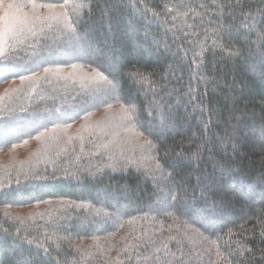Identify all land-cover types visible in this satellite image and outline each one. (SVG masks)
Listing matches in <instances>:
<instances>
[{
	"label": "trees",
	"instance_id": "obj_1",
	"mask_svg": "<svg viewBox=\"0 0 264 264\" xmlns=\"http://www.w3.org/2000/svg\"><path fill=\"white\" fill-rule=\"evenodd\" d=\"M262 34L264 0H0V155L17 160L2 171L0 264H264ZM76 65L130 112L106 144L78 128L111 98L52 80ZM135 133L139 150L110 149Z\"/></svg>",
	"mask_w": 264,
	"mask_h": 264
},
{
	"label": "rangeland",
	"instance_id": "obj_2",
	"mask_svg": "<svg viewBox=\"0 0 264 264\" xmlns=\"http://www.w3.org/2000/svg\"><path fill=\"white\" fill-rule=\"evenodd\" d=\"M13 1H24V0H13ZM59 11L61 10L58 8ZM49 13H52V10H48ZM30 13H31V9L29 10H25V14H22L23 16V20L25 19V16L26 17H29L30 16ZM44 16H46V13H44ZM62 31H64L65 33L63 34L64 37H66V34L68 32V29L66 28H63ZM250 32V31H248ZM84 39H86V35H81L79 38L78 37H71V39H58V43H62L65 45V42L67 44H70V43H75L77 42V40H81V41H84ZM0 41H1V37H0ZM147 41V39H146ZM151 40L148 39V41L146 42V45L149 46V42ZM53 44V47L56 46L55 43H52ZM38 51V50H37ZM63 51L62 50H55V51H50L48 52V58L47 59H53L55 58L56 56H62L63 55ZM77 53H81L84 55V49H82L81 47H78V49H73L69 52V55H74V54H77ZM27 56H30L31 59L34 58V55L28 53ZM31 65V61L30 59L29 60H24V61H21L18 65H17V69H20V68H24V67H28ZM51 77H52V80L54 82L55 85H58V83H62V84H70L71 86L68 87V88H65L64 91L65 93L66 92H70V91H76L78 89V86L79 88H89L91 89L90 91H87V92H84L85 96L87 98H91L92 101H100L101 99H104L105 96L107 97H110L111 98V101H112V105L108 104V106L110 105V107L106 108V107H103V108H98L97 109V112H94L92 114V117L89 121L83 123L82 125L79 126L78 128V131H81V130H85L86 133H89L90 131H96L98 133H106V136H107V139L106 140H102V142L104 144L108 143L109 141V134L114 131L115 129L112 127L113 124H114V120L119 117V118H122L123 116L125 117V119H128L126 120L125 122H129L131 123V118H130V112L128 110V108L124 107L122 104H113V103H118L119 100L116 98V96L118 95L119 93V87L117 85H115V83H110V84H107V85H104L105 84V79H101L100 76L98 75V72L95 71V70H92V69H89V68H86V67H83L81 65H76L72 68H66L65 66H59L57 68H55L54 70H51ZM99 84H102L100 88H95V87H92V86H95V85H99ZM55 89H58V88H55ZM80 92V91H79ZM91 103V101L89 100H86V102L84 103L85 105L86 104H89ZM67 104V99L65 101L62 102V105H66ZM177 105L179 103H176ZM47 105L49 107H47ZM75 107H65V110L64 111H73ZM105 108V109H104ZM55 108L53 107V105L48 102V104L46 103L45 104V107H43L40 111L41 113H48L51 115L52 118H60V117H63L64 115H60L58 114L59 112L56 110V114H58L57 116L55 115V112H54ZM127 110V111H125ZM130 118V119H129ZM32 123V121H30ZM108 122V123H107ZM121 124L124 123L123 120H120ZM107 123V124H106ZM106 124V125H105ZM105 125V126H104ZM131 126V125H130ZM131 130L133 131L132 127H131ZM115 142L112 144L113 140L110 142L111 145L109 146L110 149L115 152V153H118V148H120L122 145H130L129 149H132V147L138 149L137 147L138 146V142H139V139L137 137V134L135 133L133 139L130 141H126V142H119V140H114ZM140 142L142 143V140L140 139ZM136 143V144H135ZM144 146H149V144L145 143ZM144 147V148H145ZM140 148V147H139ZM139 150V149H138ZM24 154H22L23 156ZM21 156H19L20 158ZM41 157H43V160L41 159V162H42V165H46L48 162V160H46V155H41ZM38 160V159H37ZM37 160L35 162H37ZM16 157H14L13 155H7L6 154H2L0 155V184L3 185L5 184L6 180H7V177L5 176V172L4 174H2V171L5 170V167H4V163L5 164H8L9 165H13V164H16ZM19 161V160H18ZM7 166V167H8ZM109 169L112 168L110 166H108ZM151 178V177H150ZM0 185V186H1ZM109 186V187H108ZM108 188H112L110 185H106L105 187H103L102 189H99V191H107ZM107 194H114V195H122L123 193L122 192H116V190H113V191H110V193H107ZM106 194V195H107ZM159 192L157 191H154V193L152 194V196L154 197H157L159 198ZM138 196V194H137ZM128 197V195H127ZM129 200L132 199V197L129 195L128 197ZM153 206V205H152ZM24 210H27V211H31L33 208L30 207L28 209L26 208H23ZM1 239V238H0ZM13 239V238H12ZM3 241V239H1ZM12 245H14L15 247H17L18 245L17 244H14V243H11ZM191 262L189 261H185V264H196L198 263V260L196 258H189ZM155 263H158V262H155Z\"/></svg>",
	"mask_w": 264,
	"mask_h": 264
},
{
	"label": "snow or ice",
	"instance_id": "obj_3",
	"mask_svg": "<svg viewBox=\"0 0 264 264\" xmlns=\"http://www.w3.org/2000/svg\"><path fill=\"white\" fill-rule=\"evenodd\" d=\"M9 7H12V5L10 4ZM262 36H264V34H262ZM8 71H9V69H8L7 67H0V73L8 72ZM46 71H47V70H46ZM98 75L100 76L101 79H106L105 77H103L102 74H99V73H98ZM125 111H127V110H125ZM155 168H156V169H159V168H161V165H160L159 163H157V164L155 165Z\"/></svg>",
	"mask_w": 264,
	"mask_h": 264
}]
</instances>
